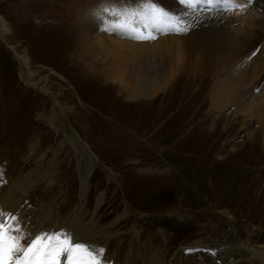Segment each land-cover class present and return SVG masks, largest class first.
<instances>
[{
	"label": "rangeland",
	"instance_id": "1",
	"mask_svg": "<svg viewBox=\"0 0 264 264\" xmlns=\"http://www.w3.org/2000/svg\"><path fill=\"white\" fill-rule=\"evenodd\" d=\"M137 2L0 0L10 29H0V204L16 202L14 213L37 233L53 222L74 226L83 213L106 245L107 264H262L247 243L264 244L258 175L242 154L250 120L208 112V81L172 69L178 53L154 57L167 77L139 96L125 89L137 67L129 52L126 60L104 54L92 70L83 36L101 19L112 23L103 9ZM12 46L29 54L32 76Z\"/></svg>",
	"mask_w": 264,
	"mask_h": 264
},
{
	"label": "bare ground",
	"instance_id": "2",
	"mask_svg": "<svg viewBox=\"0 0 264 264\" xmlns=\"http://www.w3.org/2000/svg\"><path fill=\"white\" fill-rule=\"evenodd\" d=\"M241 2L243 3V0H241ZM159 3L176 17L180 15H189L192 11L187 9L180 0H159ZM197 7H200L201 10L197 9L195 11V20L188 19V23L184 21V24L190 25V28L187 36L182 39L173 37L171 34H156L155 39H157L158 42L152 40L131 41L126 38H119L115 36L116 33L112 34V30L109 28L110 20L107 18L104 20L101 19V23L97 22L95 30H93V26L88 29L86 35L82 38L83 41L85 40L84 42H86V45L83 47L85 48L86 54L88 53L87 56L94 67L92 70H96L95 67L97 68L102 64L104 61V54L120 52L123 58H118V60H126L129 57H125V55L129 52L128 56H130V59H134V64L138 67L132 68L133 70L129 67V71L124 69L127 71V79L124 83L126 85L125 89L129 85L133 87V89L127 87V90L130 89L131 91V96L144 95L143 92L149 89L147 88L148 86L160 80L162 76H166V73L165 75L164 73L160 74V69L156 68L158 63L156 64L154 57H158L161 60L170 52L171 54L178 53L179 55H175V65L172 66V64H169V67L172 66V69H175L177 66L181 68L185 67L189 69L190 73L195 78L199 75H201L202 79L205 77V80L208 81L206 85L208 95L207 93L206 95L209 96L210 101V107L207 109L208 112L217 111L219 113L218 115H221L220 118H225L226 122L227 118L232 115V117H243L246 120H250V122H248L249 124L251 123L252 129L246 133L249 144L242 154L246 156L244 163L253 165L252 167L255 168V172L253 173L258 175V180L255 181L254 186L258 187V191H260V195H258L260 201L259 205L262 210H264V0H251V2L244 5L242 9L237 8L231 11L224 10L220 5L213 7L210 4H198ZM0 29L3 36H7L6 34L10 32L5 17L1 15ZM11 48L15 50L14 46ZM184 49L188 52V58L186 60L183 57L184 51L182 50ZM16 51L17 49L15 52ZM181 51L182 54L180 53ZM16 54L21 61V67L23 68L22 72H27V75L29 73L32 76L34 73L32 70L33 61L29 54L22 52H16ZM143 57L147 60H142ZM118 60L115 57V59L111 61V64L112 62L117 63L116 61ZM163 66L161 65V67ZM174 71H172V73ZM149 95H151V93ZM69 133L71 135L74 134L75 136L73 138L78 139L76 133H72V129H70ZM226 179L222 178L221 180L227 183L228 179ZM261 180H263V184L260 183ZM29 184H32V182ZM82 185V187L87 190L86 178L82 182ZM30 187L31 186L23 189V192H27ZM231 191L230 189V192ZM100 201L101 199L98 200V206ZM15 204L16 202L11 204L9 198H4L0 206H2L4 210L15 214ZM49 215L50 214L43 215L36 228L41 227L46 219L49 218ZM78 217L74 226L68 224L64 230H72L81 242L103 247L107 253L106 245L99 243L100 241L96 239L97 230H94V224L83 223V213L82 215L78 214ZM57 223L59 222H53L51 224L52 230H60L63 227ZM260 227L264 228V225L262 224ZM247 243L250 245L248 248L251 250L252 257L257 256L262 261V264H264V244L255 242V244L251 245L249 244V239ZM215 247L217 246L214 244L206 246L207 249H214ZM224 251L226 250H223V252ZM229 252L231 255V251ZM224 264L226 263L224 262Z\"/></svg>",
	"mask_w": 264,
	"mask_h": 264
},
{
	"label": "snow or ice",
	"instance_id": "3",
	"mask_svg": "<svg viewBox=\"0 0 264 264\" xmlns=\"http://www.w3.org/2000/svg\"><path fill=\"white\" fill-rule=\"evenodd\" d=\"M189 15L176 17L160 5L159 0H138L135 7L106 8L113 18L109 28L137 40H153L156 34H185L195 20L198 4L220 5L231 11L243 8L251 0H180ZM107 30V29H106ZM189 251H194L190 249ZM0 264H107L103 247L81 242L72 230L37 233L23 226V219L0 206Z\"/></svg>",
	"mask_w": 264,
	"mask_h": 264
}]
</instances>
